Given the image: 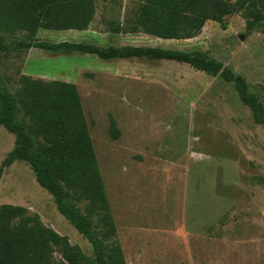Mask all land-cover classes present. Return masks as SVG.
I'll return each mask as SVG.
<instances>
[{"label":"rangeland","instance_id":"rangeland-1","mask_svg":"<svg viewBox=\"0 0 264 264\" xmlns=\"http://www.w3.org/2000/svg\"><path fill=\"white\" fill-rule=\"evenodd\" d=\"M137 7L96 0L87 30L40 29L36 38L199 51L242 76L264 107V34L247 31L240 15L225 17L224 27L208 22L190 40L109 32V22L123 25ZM0 76L12 95L22 76L76 87L125 264H264V127L231 84L174 62L36 49L1 52ZM13 146L14 136L0 126V165ZM5 204L37 215L93 257L24 162L3 169Z\"/></svg>","mask_w":264,"mask_h":264},{"label":"trees","instance_id":"trees-1","mask_svg":"<svg viewBox=\"0 0 264 264\" xmlns=\"http://www.w3.org/2000/svg\"><path fill=\"white\" fill-rule=\"evenodd\" d=\"M136 12L123 25L108 23L112 34H137L160 40H190L206 23L224 27V18L240 15L247 31L264 34V0H133ZM96 0H0V53L41 50L79 53L103 61L147 59L187 65L231 84L253 122L264 127V107L245 79L199 51L155 47H100L85 43L40 42L38 30L85 31ZM4 36L17 38L9 41ZM10 94L0 76V126L14 136V146L0 165L24 162L55 209L92 248L85 256L67 238L42 224L20 206L0 205V264H125L98 169L92 142L73 84L20 77ZM110 134L118 138L110 120Z\"/></svg>","mask_w":264,"mask_h":264}]
</instances>
